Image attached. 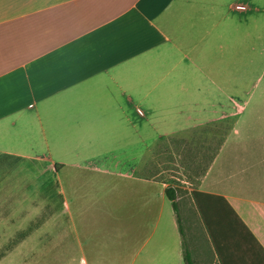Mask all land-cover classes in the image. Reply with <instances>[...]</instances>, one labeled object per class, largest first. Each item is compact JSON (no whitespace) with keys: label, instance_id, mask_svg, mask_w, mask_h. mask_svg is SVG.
Segmentation results:
<instances>
[{"label":"crops","instance_id":"1","mask_svg":"<svg viewBox=\"0 0 264 264\" xmlns=\"http://www.w3.org/2000/svg\"><path fill=\"white\" fill-rule=\"evenodd\" d=\"M263 3L0 0V205L5 201L17 214L27 203L28 219L49 221L14 232L27 236L14 243V264H185L178 217L166 196L170 185L179 189L181 225L196 264H221L196 192L225 199L264 249V197L247 195L250 187L263 191L262 174L241 163L245 153L226 147L217 130L248 106L237 100L242 30L263 21ZM163 140H172L173 167H181L176 162L186 152V187L141 174L149 145ZM196 157L212 159L198 171ZM65 168L123 181L108 182L110 194L124 188L122 197L106 199L121 207L113 215L121 232L79 226L84 188L97 183L66 185ZM14 171L31 173L16 211ZM52 172L59 177L55 201L46 178ZM108 235L123 238L121 250L99 238Z\"/></svg>","mask_w":264,"mask_h":264},{"label":"rangeland","instance_id":"2","mask_svg":"<svg viewBox=\"0 0 264 264\" xmlns=\"http://www.w3.org/2000/svg\"><path fill=\"white\" fill-rule=\"evenodd\" d=\"M264 7V3L263 6ZM263 21H260L258 27L253 24L250 27H243V88L241 93L237 95V100L241 102H247L248 106L243 110V114L240 118L230 119L229 121L220 125L217 129L219 130L220 136L225 140L226 147L239 150L241 153H245L240 157V162L250 166L251 169L258 167V170L262 175L258 176L261 179L260 191L257 187L248 189L247 195L254 197H264V17ZM254 59L256 65L251 64V60ZM195 133L192 131L188 136H193ZM163 140L161 143H151L148 147L147 156V171L141 172L149 178H154L156 180H166L181 187H186V178L183 176V164L186 160V152L181 155L182 161L176 162V164L181 167L178 169L176 166H172V162H175V157L172 156L171 145L172 140ZM173 140V144H174ZM161 144V145H160ZM181 147V146H178ZM182 147H187L183 145ZM182 151V150H181ZM247 153V154H246ZM249 169V168H248ZM180 172L175 173L174 171ZM250 172V169H249ZM247 170V173H249ZM31 173L24 171H14V211L18 208L16 204L17 199L21 200L27 196V187L24 185L26 177H30ZM47 179L51 181V196L54 199L58 196V184L59 177L54 176L53 172L46 176ZM108 176L106 173H90L82 172L79 170H73L70 168H65L62 172L61 180L70 184L71 181L88 182L94 181L97 183L93 188H84L87 192V200L84 201L82 207H80V212L83 213L84 218L77 220L79 226L92 227L95 230H118L121 232L122 221H116L113 215L121 213L119 209L114 207V205H109L107 203V198L110 196H120L122 197L123 187H120V193L110 194L108 189V182L113 183L123 182L121 179H115ZM39 190V189H38ZM41 191V189H40ZM182 193H185L181 190ZM34 195L38 193L37 189L32 192ZM31 193V194H32ZM56 204V203H55ZM5 201L0 205V264H14V243H22V238L25 239L27 236H16L14 237V232L20 233L21 231H26L28 227H38L40 229L49 226L48 219L43 220L39 217V220L28 219V209H30L27 203L19 205V211L17 214L12 212L11 205L9 208L6 206ZM118 209V210H117ZM41 210V206L39 207ZM117 210V211H116ZM6 219V220H4ZM8 219V220H7ZM13 220V221H12ZM80 220V221H79ZM52 221V220H51ZM58 224V221H57ZM107 238L111 240V244L115 246V250L122 249L123 238L112 237L108 235ZM187 243L190 246L191 239L187 235ZM55 239V238H54ZM46 243H54L53 240L45 241ZM57 243V242H56Z\"/></svg>","mask_w":264,"mask_h":264},{"label":"trees","instance_id":"3","mask_svg":"<svg viewBox=\"0 0 264 264\" xmlns=\"http://www.w3.org/2000/svg\"><path fill=\"white\" fill-rule=\"evenodd\" d=\"M177 144L182 146L181 140H177ZM193 159L192 168L199 171L209 164L212 157H205L199 161L197 157ZM182 166L185 168V164ZM56 168L58 170L59 166ZM166 196L172 202L178 217L180 233L183 238L185 264H196L193 260L181 225L177 201L179 189L173 185L168 186L166 189ZM194 198L203 216L221 264H264V249L225 199L200 192L194 193ZM209 211H212V213ZM224 224L227 229L231 228L230 231L220 230L218 228Z\"/></svg>","mask_w":264,"mask_h":264},{"label":"built area","instance_id":"4","mask_svg":"<svg viewBox=\"0 0 264 264\" xmlns=\"http://www.w3.org/2000/svg\"><path fill=\"white\" fill-rule=\"evenodd\" d=\"M236 8L239 11H245L246 10V7L244 5H238Z\"/></svg>","mask_w":264,"mask_h":264}]
</instances>
